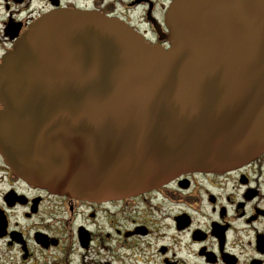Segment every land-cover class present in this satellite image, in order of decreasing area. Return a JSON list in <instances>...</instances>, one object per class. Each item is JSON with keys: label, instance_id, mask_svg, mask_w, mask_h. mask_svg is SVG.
<instances>
[{"label": "water", "instance_id": "water-1", "mask_svg": "<svg viewBox=\"0 0 264 264\" xmlns=\"http://www.w3.org/2000/svg\"><path fill=\"white\" fill-rule=\"evenodd\" d=\"M164 49L95 12L35 21L0 64V154L23 181L89 202L264 152V0H175Z\"/></svg>", "mask_w": 264, "mask_h": 264}, {"label": "flooded vegetation", "instance_id": "flooded-vegetation-1", "mask_svg": "<svg viewBox=\"0 0 264 264\" xmlns=\"http://www.w3.org/2000/svg\"><path fill=\"white\" fill-rule=\"evenodd\" d=\"M172 1L0 0V64L36 19L58 9L123 21L167 48ZM0 264H264V152L231 171L182 174L102 202L39 189L0 154Z\"/></svg>", "mask_w": 264, "mask_h": 264}]
</instances>
